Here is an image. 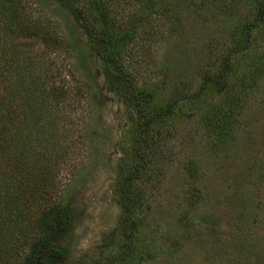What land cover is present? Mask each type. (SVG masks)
<instances>
[{"label": "rangeland", "instance_id": "1", "mask_svg": "<svg viewBox=\"0 0 264 264\" xmlns=\"http://www.w3.org/2000/svg\"><path fill=\"white\" fill-rule=\"evenodd\" d=\"M103 1L109 17L100 21L115 18L118 30L133 33L126 72L150 91L155 108L178 100L170 118L147 129L145 170L135 171L131 185L132 251L116 264H264V25L251 32L247 55L230 56L231 72L218 89H202L229 53L237 21L260 0ZM20 2L15 13L57 39L13 32L0 4V264H22L45 201L76 212L62 264L105 263L131 233L120 223L119 186L138 169L136 113L108 89L85 32L60 0ZM79 5L87 11V0ZM28 62L43 93L55 89L53 109L26 117L30 144L4 141L5 104L24 106L10 98L9 85L15 94L17 68ZM21 175L26 191L15 187Z\"/></svg>", "mask_w": 264, "mask_h": 264}, {"label": "trees", "instance_id": "2", "mask_svg": "<svg viewBox=\"0 0 264 264\" xmlns=\"http://www.w3.org/2000/svg\"><path fill=\"white\" fill-rule=\"evenodd\" d=\"M80 1L81 0H60L59 4L73 15L85 32L92 51L102 64V70L108 89L117 95L125 97L127 106L136 113L134 122L136 123L138 132L135 135L132 150L137 157L138 169H133L132 172L123 176L119 186L122 207L125 210L120 223L124 226H128L131 233L125 236L122 251L105 263L98 260L89 262L80 261V264H116L124 261L132 251L131 241L135 228L128 220L130 215L134 212L137 202L134 200L136 196L131 190V185L134 179L139 177L138 174L145 170L147 160L141 153L146 148L147 142L150 141L148 139L149 135L147 129L155 123H161L165 121V119L170 118L178 100L168 102L159 108H155L157 103L154 101L150 91L137 86L129 73L123 68L122 59L125 51L124 48L127 43H130L133 37L132 31L118 30L115 18H113V22H109V24L100 21V16L106 18V21L109 17L106 9L107 3L103 0H87V11L79 5ZM20 3V0H0V4L4 11L3 13H5V11L8 12L7 20L9 21L10 29L13 32L19 30V33L23 35L41 36L43 39H48L49 42H52L51 40L56 41L57 38L50 33L47 34L46 31L41 28L42 26L39 22L32 21L29 16L23 15L21 11L15 13L16 7L18 8ZM251 11L252 14L250 17L237 21L233 31H231L229 35V53L225 55V59L223 60L218 74H208L203 80L202 89H209L211 87H215L214 90L218 89L223 83V80H225V76L229 75V71L231 72L230 63L232 59L230 60V56H236L240 53L247 55L250 52L252 46L251 32L264 25V0L257 1L252 5ZM135 22L136 24L139 23L138 19H135ZM27 61L28 58L25 62ZM24 64L29 65L31 69L27 68ZM24 64H22V67L17 68V89L15 90V94L13 92L14 90L11 89L12 86L9 85L10 98L22 99L24 106L20 109H16L13 104H5L6 109L3 115L5 114V119L8 120L7 127L10 131L7 134L6 132H2V135L4 134V141H8L9 139V142H12L10 140L11 138L18 137L24 140L25 144H30V138L24 137L28 131V127L25 126V121L26 119L29 120V118H36V115H39V117H44L45 114L51 115L50 112H52L53 107H49V96H53L52 93L55 92V89L52 88L49 94H44L42 91V84H40L39 81L41 75L35 77L31 72L35 64L32 62ZM39 91H41V93ZM28 95L31 97L30 100ZM31 95H33V99ZM198 98L199 96H196L195 100H198ZM29 115H31V117L26 118ZM21 135H23V137H21ZM31 136L33 137L34 145H38L33 131ZM42 144L43 146L45 145L44 142H42ZM5 150L6 148H0V152H4ZM20 153L23 154L24 151ZM135 171H138V174H136ZM134 172L135 174H133ZM17 174L25 173L20 171ZM24 177H26V175H24ZM18 178L20 179L16 180L17 183L14 182L16 189H20L19 185L21 184L23 185V191H26L27 189L24 187L25 180L22 179L23 175L18 176ZM34 178L35 182L33 181L32 185L35 186L37 180L36 177ZM8 185L9 187L11 186L10 184ZM36 190H39L38 186ZM41 196L43 195L41 194ZM126 203L129 205L128 207H126ZM75 221L76 212L69 203L49 204L45 201L41 206L40 213L36 216L34 235L26 238L27 250L23 256L22 264H62L65 262L69 257V247L63 244V241L73 229Z\"/></svg>", "mask_w": 264, "mask_h": 264}]
</instances>
